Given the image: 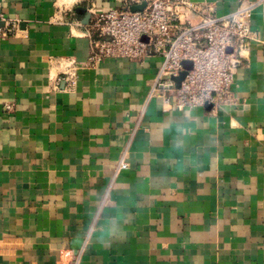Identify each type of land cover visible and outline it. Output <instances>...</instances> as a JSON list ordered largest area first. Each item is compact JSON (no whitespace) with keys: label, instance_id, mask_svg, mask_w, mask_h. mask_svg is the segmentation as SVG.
<instances>
[{"label":"crops","instance_id":"1","mask_svg":"<svg viewBox=\"0 0 264 264\" xmlns=\"http://www.w3.org/2000/svg\"><path fill=\"white\" fill-rule=\"evenodd\" d=\"M139 1L0 0L20 21L0 43V264H264V0L227 103L164 110L156 54L68 86L91 2ZM192 1L223 16L257 0Z\"/></svg>","mask_w":264,"mask_h":264},{"label":"built area","instance_id":"2","mask_svg":"<svg viewBox=\"0 0 264 264\" xmlns=\"http://www.w3.org/2000/svg\"><path fill=\"white\" fill-rule=\"evenodd\" d=\"M130 5L97 11L91 2V55L86 64L65 59L62 79L68 86L77 83L80 71L109 58H130L143 62L156 54L162 58L149 98L160 96L164 110L194 108L208 103L220 105L232 100L236 65L245 58L253 37L251 19L257 0L219 16L192 0H141ZM200 20L192 22L190 14ZM20 21L0 12V43L17 33ZM190 64V68L186 64ZM186 72L178 84L176 78ZM127 167L124 158L117 172ZM79 264V255L73 262Z\"/></svg>","mask_w":264,"mask_h":264},{"label":"water","instance_id":"3","mask_svg":"<svg viewBox=\"0 0 264 264\" xmlns=\"http://www.w3.org/2000/svg\"><path fill=\"white\" fill-rule=\"evenodd\" d=\"M145 5H146V2L143 1L141 4H137V5L132 6V9L133 10H141V9H143L145 7ZM186 67L190 68L191 66H190L189 63H187ZM185 73L186 72H182L181 75L176 78V81H177L178 84L180 83L181 79L184 77Z\"/></svg>","mask_w":264,"mask_h":264},{"label":"rangeland","instance_id":"4","mask_svg":"<svg viewBox=\"0 0 264 264\" xmlns=\"http://www.w3.org/2000/svg\"><path fill=\"white\" fill-rule=\"evenodd\" d=\"M189 17H190V16H189ZM190 18L192 19V21H193V22H197V21H199V20H200V18H199V17H196V18H195V17H194V16H192V15H191V17H190ZM196 19H197V20H196ZM195 20H196V21H195Z\"/></svg>","mask_w":264,"mask_h":264}]
</instances>
